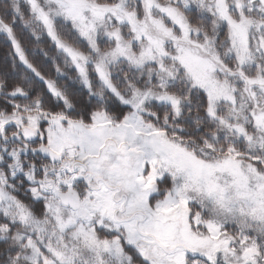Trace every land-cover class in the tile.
I'll list each match as a JSON object with an SVG mask.
<instances>
[{"label":"snow or ice","instance_id":"obj_1","mask_svg":"<svg viewBox=\"0 0 264 264\" xmlns=\"http://www.w3.org/2000/svg\"><path fill=\"white\" fill-rule=\"evenodd\" d=\"M0 264H264V0H0Z\"/></svg>","mask_w":264,"mask_h":264}]
</instances>
